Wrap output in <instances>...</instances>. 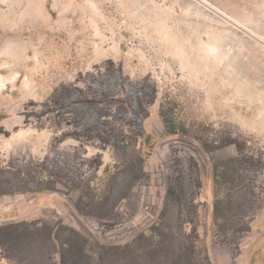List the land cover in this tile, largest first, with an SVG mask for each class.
Here are the masks:
<instances>
[{
    "label": "rangeland",
    "instance_id": "374dc122",
    "mask_svg": "<svg viewBox=\"0 0 264 264\" xmlns=\"http://www.w3.org/2000/svg\"><path fill=\"white\" fill-rule=\"evenodd\" d=\"M0 264H264V0H0Z\"/></svg>",
    "mask_w": 264,
    "mask_h": 264
},
{
    "label": "trees",
    "instance_id": "16d2710c",
    "mask_svg": "<svg viewBox=\"0 0 264 264\" xmlns=\"http://www.w3.org/2000/svg\"><path fill=\"white\" fill-rule=\"evenodd\" d=\"M163 127L165 128L166 133L169 136H174V135H187L186 131L184 130L183 127L175 125L171 119H166L164 118L162 120ZM202 147L204 148L205 151L211 152L212 148L207 144L203 143ZM226 162H213L211 164V172H212V181L214 186H216L219 182L220 179L222 178V171H224V166Z\"/></svg>",
    "mask_w": 264,
    "mask_h": 264
}]
</instances>
